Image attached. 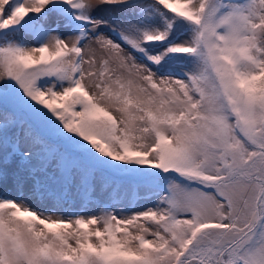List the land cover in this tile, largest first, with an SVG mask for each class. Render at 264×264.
Masks as SVG:
<instances>
[{"label":"snow or ice","instance_id":"6c2138e0","mask_svg":"<svg viewBox=\"0 0 264 264\" xmlns=\"http://www.w3.org/2000/svg\"><path fill=\"white\" fill-rule=\"evenodd\" d=\"M0 264H264V0H0Z\"/></svg>","mask_w":264,"mask_h":264},{"label":"rangeland","instance_id":"374dc122","mask_svg":"<svg viewBox=\"0 0 264 264\" xmlns=\"http://www.w3.org/2000/svg\"><path fill=\"white\" fill-rule=\"evenodd\" d=\"M100 14H103L102 12Z\"/></svg>","mask_w":264,"mask_h":264}]
</instances>
